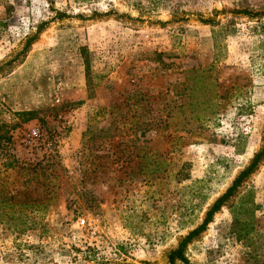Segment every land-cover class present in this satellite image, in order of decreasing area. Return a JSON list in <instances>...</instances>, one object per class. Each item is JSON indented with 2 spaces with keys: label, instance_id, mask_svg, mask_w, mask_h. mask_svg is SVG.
I'll use <instances>...</instances> for the list:
<instances>
[{
  "label": "rangeland",
  "instance_id": "374dc122",
  "mask_svg": "<svg viewBox=\"0 0 264 264\" xmlns=\"http://www.w3.org/2000/svg\"><path fill=\"white\" fill-rule=\"evenodd\" d=\"M0 121L16 122L19 162L59 161L28 183L53 188L44 211L20 234L0 225V264H166L263 144L264 0H0ZM110 122L113 140L137 139L132 156H81ZM247 192L237 227L229 207ZM184 256L264 264V156Z\"/></svg>",
  "mask_w": 264,
  "mask_h": 264
},
{
  "label": "trees",
  "instance_id": "16d2710c",
  "mask_svg": "<svg viewBox=\"0 0 264 264\" xmlns=\"http://www.w3.org/2000/svg\"><path fill=\"white\" fill-rule=\"evenodd\" d=\"M235 13H241L249 17H255L257 15L249 14L244 10ZM198 72L200 71L191 70L188 72L189 74H195L192 77L195 82H197V79L200 77ZM185 88L187 92L185 94L182 107L187 111V108L194 105L193 98L190 93L194 90L195 85L188 87V84H186ZM133 95L134 94H131V97ZM131 97L129 98L131 99ZM133 103L134 101L132 100L130 104ZM133 105L137 107V104ZM136 107L133 114L138 113ZM101 111L103 112L102 109H98L93 112L88 117V121H95L96 118L102 114ZM187 113L190 112L187 111ZM109 115H112V111ZM166 116L167 118L172 119L170 113ZM16 117L19 118L20 122H27L34 119L35 113L33 111L19 112L16 114ZM15 123L0 121V225L6 226L15 233L20 234L27 228L29 223L28 216L36 213L37 211H44L46 206L44 200H49L50 194L53 193V188H45L41 192H37L32 188L30 189L28 186L29 181L36 178L38 175L45 177L46 174H49V172L56 168L59 161L56 153H49L45 157H42L41 160L33 164L19 162L18 159L10 152L12 143L11 132L15 128ZM122 127L125 126L122 125ZM117 130L118 126L113 122H110L108 128L105 130L99 128L96 131H87L86 134L88 135L85 138L87 142L84 143L81 156H123L120 152H127L129 154L126 156H132L129 149H132L135 145V142L133 141H136L137 139L133 137V141L127 140L125 143L117 142L113 140L115 137L114 133ZM131 130L132 129L130 128L129 132ZM142 132H144V130H142ZM142 132H140L139 136H141ZM169 149H171V146H169ZM263 156L264 141L261 149L252 156L247 166L237 172L230 185L211 203L208 209L204 212L201 222L196 227L189 230L181 238L174 249L168 251L166 255V264H192L184 256L186 245L206 229V226L210 223L213 215L225 204L226 201L235 195L242 182H244L257 169V166ZM10 172H13V174H15L20 180L18 188H16L15 185H13L12 189L8 187L12 184L9 180ZM254 207L255 206L250 198L249 192L239 197L237 204L229 207L232 224L239 227V213H245L247 211L251 212ZM236 237L237 239L244 238L245 232L243 233L242 229H240L237 232Z\"/></svg>",
  "mask_w": 264,
  "mask_h": 264
},
{
  "label": "built area",
  "instance_id": "2783aa9c",
  "mask_svg": "<svg viewBox=\"0 0 264 264\" xmlns=\"http://www.w3.org/2000/svg\"><path fill=\"white\" fill-rule=\"evenodd\" d=\"M96 222L97 220H93L92 222H86L83 218H80L79 220H77V224L80 226V227H87L88 230H90V233L91 234H94V231H95V226H96Z\"/></svg>",
  "mask_w": 264,
  "mask_h": 264
}]
</instances>
